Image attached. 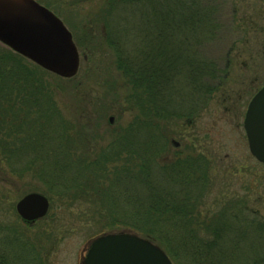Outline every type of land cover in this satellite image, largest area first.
Listing matches in <instances>:
<instances>
[{"label": "trees", "instance_id": "obj_1", "mask_svg": "<svg viewBox=\"0 0 264 264\" xmlns=\"http://www.w3.org/2000/svg\"><path fill=\"white\" fill-rule=\"evenodd\" d=\"M39 3L53 6L51 0ZM226 6L221 0L106 1L104 37L110 47L123 48L117 50L118 69L133 89L128 102L134 101L142 113L128 126V137L120 139L122 147L112 146L96 157L77 153L87 135L81 138L83 132L73 131L63 117L50 84L41 78L43 68L0 48V181L11 185L32 173L46 186L41 192L47 196L71 192L80 183L101 197L104 206L97 213L110 229L124 227L152 241L175 263L181 256H193L196 264H215L213 257L223 254L222 237L229 234L222 224L227 217L221 214L199 225L193 220L192 205H198L193 187L209 176L201 171L207 168L205 154L199 151L195 161L173 150L166 162L171 145L162 123L171 126L175 120L197 117L224 82L227 67L207 56L204 47L220 39V12ZM110 163L115 166L107 170ZM101 179L113 182L104 188ZM240 215H233L237 224L244 221ZM261 220L254 233L264 239ZM4 238L12 239L9 249ZM27 248L18 234L0 232V264H31ZM236 253L231 251L230 257ZM253 264H264V257Z\"/></svg>", "mask_w": 264, "mask_h": 264}, {"label": "rangeland", "instance_id": "obj_2", "mask_svg": "<svg viewBox=\"0 0 264 264\" xmlns=\"http://www.w3.org/2000/svg\"><path fill=\"white\" fill-rule=\"evenodd\" d=\"M106 1L51 0L50 8L41 3L70 31L80 58L75 76L63 78L44 73L43 69L41 78L50 84L57 106L66 121L73 124V131L83 132L81 138L87 135L85 141H79L77 153H95L93 157L113 147L114 150L122 147L120 139L128 137V126L142 113L134 101L128 102L133 89L125 73L118 69L117 52L123 48L120 49V44L117 49L110 47L104 37L101 23L105 20ZM221 1L227 6L220 12V21L224 24L220 39L205 46L204 53L216 58L222 69L227 67L224 82L221 81L208 107L197 117L181 122L175 120L171 126L162 123L171 145L163 159L167 162L176 150L185 157L191 155L190 159L196 161L199 151L204 152L207 168L201 167V171H208L209 182L206 178L193 187L194 200L197 199L194 202H198L197 206L192 205L193 220L197 225L208 224L225 214L227 220L222 224L224 232L229 234L222 237L223 254L213 257L215 264H253L257 257H264V239L254 233L258 221L264 219V166L249 150L243 122L250 100L264 85V0ZM126 39L124 49H128V36ZM3 47L13 51L0 42V48ZM142 49L140 47L139 51ZM141 132L150 133L147 129ZM145 133L142 136L145 137ZM72 135L78 137L76 133ZM113 166L115 163H110L107 170H112ZM90 177L97 181V176ZM102 181L104 188L113 182ZM44 187L32 173L24 179L12 180L11 185L0 181V232L7 237L16 233L24 239L30 248L27 250L31 264H81L94 238L107 233L130 232L124 227L110 229L106 222L100 221L97 212L104 206L101 197L80 183H76L71 192L46 195L50 200L47 216L36 223H27L17 214L16 203L26 194H43ZM237 213H242L240 218L245 222L237 224L233 216ZM8 240L12 239L4 238L7 248ZM236 242L237 249L233 245ZM235 250L237 253L230 257V252ZM180 259L176 263L172 260L173 264H196L194 260L197 261L193 256Z\"/></svg>", "mask_w": 264, "mask_h": 264}, {"label": "water", "instance_id": "obj_3", "mask_svg": "<svg viewBox=\"0 0 264 264\" xmlns=\"http://www.w3.org/2000/svg\"><path fill=\"white\" fill-rule=\"evenodd\" d=\"M0 42L48 72L71 78L80 58L64 23L35 0H0ZM244 130L254 158L264 166V86L249 102ZM49 198L40 192L24 195L16 203L20 218L33 224L47 216ZM81 264H173L152 241L132 232L102 234L94 238Z\"/></svg>", "mask_w": 264, "mask_h": 264}, {"label": "flooded vegetation", "instance_id": "obj_4", "mask_svg": "<svg viewBox=\"0 0 264 264\" xmlns=\"http://www.w3.org/2000/svg\"><path fill=\"white\" fill-rule=\"evenodd\" d=\"M249 105V104H248ZM247 108H248V106H247ZM247 111V110H246ZM244 119H245V117H244ZM243 126H244V122H243Z\"/></svg>", "mask_w": 264, "mask_h": 264}]
</instances>
